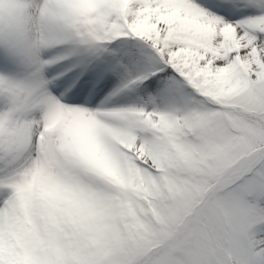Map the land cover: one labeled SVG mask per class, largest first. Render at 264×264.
<instances>
[{
    "label": "snow or ice",
    "instance_id": "snow-or-ice-1",
    "mask_svg": "<svg viewBox=\"0 0 264 264\" xmlns=\"http://www.w3.org/2000/svg\"><path fill=\"white\" fill-rule=\"evenodd\" d=\"M0 264H264V0H0Z\"/></svg>",
    "mask_w": 264,
    "mask_h": 264
}]
</instances>
